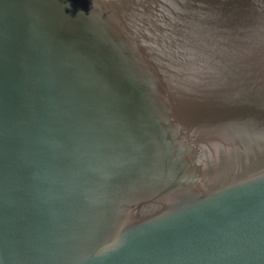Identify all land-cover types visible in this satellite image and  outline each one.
Here are the masks:
<instances>
[{
  "label": "water",
  "instance_id": "1",
  "mask_svg": "<svg viewBox=\"0 0 264 264\" xmlns=\"http://www.w3.org/2000/svg\"><path fill=\"white\" fill-rule=\"evenodd\" d=\"M0 264H264V0H0Z\"/></svg>",
  "mask_w": 264,
  "mask_h": 264
}]
</instances>
